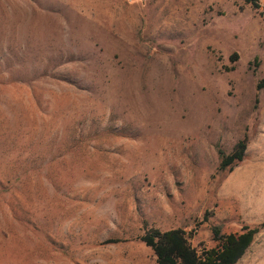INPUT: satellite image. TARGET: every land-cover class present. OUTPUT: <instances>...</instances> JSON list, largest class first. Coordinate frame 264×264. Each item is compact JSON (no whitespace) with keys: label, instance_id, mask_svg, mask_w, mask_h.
I'll list each match as a JSON object with an SVG mask.
<instances>
[{"label":"rangeland","instance_id":"obj_1","mask_svg":"<svg viewBox=\"0 0 264 264\" xmlns=\"http://www.w3.org/2000/svg\"><path fill=\"white\" fill-rule=\"evenodd\" d=\"M263 219L264 0H0V264H157L150 227Z\"/></svg>","mask_w":264,"mask_h":264},{"label":"trees","instance_id":"obj_2","mask_svg":"<svg viewBox=\"0 0 264 264\" xmlns=\"http://www.w3.org/2000/svg\"><path fill=\"white\" fill-rule=\"evenodd\" d=\"M243 1L258 7L259 0ZM247 143V137L244 136L236 142L229 153L218 148V169L224 170L242 161ZM262 228L264 219L256 226H245L241 232L226 233L222 224H215L211 227L215 245L208 248L193 246L189 241L193 231L187 232L180 227L167 230L150 227L140 236V240L151 248L157 264H236Z\"/></svg>","mask_w":264,"mask_h":264}]
</instances>
